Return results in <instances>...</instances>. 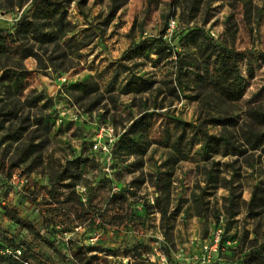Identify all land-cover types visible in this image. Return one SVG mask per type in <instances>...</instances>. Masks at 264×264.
Returning a JSON list of instances; mask_svg holds the SVG:
<instances>
[{
  "label": "rangeland",
  "instance_id": "1",
  "mask_svg": "<svg viewBox=\"0 0 264 264\" xmlns=\"http://www.w3.org/2000/svg\"><path fill=\"white\" fill-rule=\"evenodd\" d=\"M50 1L53 17L43 0H0V28L25 17L53 36L0 55L14 71L0 80V264H13L5 248L22 264H259L264 152L241 127L247 110L264 112V0ZM191 29L243 52L239 100L216 96L217 63ZM145 111L133 152L121 136ZM107 125L100 165L91 146ZM13 173L29 178L20 192ZM15 196L34 233L11 220Z\"/></svg>",
  "mask_w": 264,
  "mask_h": 264
},
{
  "label": "trees",
  "instance_id": "2",
  "mask_svg": "<svg viewBox=\"0 0 264 264\" xmlns=\"http://www.w3.org/2000/svg\"><path fill=\"white\" fill-rule=\"evenodd\" d=\"M43 1L47 3L45 6V11L43 12V16L53 17L54 12L57 10V7L55 6L56 2L50 0ZM27 34L39 42H48L53 40L51 33L41 31L39 24L35 20L19 17L13 25L12 30L6 32L4 29L0 28V55H6L7 52H9V42L20 41L21 38H24L27 36ZM185 36L191 37V42H193L194 45H199L201 42H204L205 46L207 47L209 45V59L212 57V62L217 63L218 79L216 83H214L213 73H209V84L214 85L216 96L223 101L234 102L239 100L244 90L243 77L238 64L239 59L243 56V52L216 44L210 37H207L201 30L198 29H191ZM198 38H202L200 39L199 43H197ZM157 54L160 56V51H157ZM29 55L31 54L27 52L25 56ZM180 61L181 55L179 52H177L176 63H180ZM177 67L178 71L181 73L182 66L178 64ZM0 70V80H9L11 74L14 72L11 68H5L3 66H0ZM177 80L179 81L178 77ZM82 84L85 86L84 83ZM247 117L250 119L248 128L241 127V135L243 140L250 149L260 148V150L264 152V130L255 131L251 128L253 125L264 126V112L256 108H252L247 110ZM149 119V112L145 111L141 113L133 119L121 136V139L127 137V145L133 152H144L145 150V147L141 145L138 139L133 137V135L137 134L138 132H144L149 126ZM9 216L14 223L25 226L31 233L35 232L34 227L23 222L20 216ZM255 254L256 256L253 258V260L257 261L259 264H264V251L257 250ZM14 259L9 258V261H11L13 264H22Z\"/></svg>",
  "mask_w": 264,
  "mask_h": 264
},
{
  "label": "built area",
  "instance_id": "3",
  "mask_svg": "<svg viewBox=\"0 0 264 264\" xmlns=\"http://www.w3.org/2000/svg\"><path fill=\"white\" fill-rule=\"evenodd\" d=\"M61 79L65 81L66 77H62ZM115 136L116 133L113 131V128L110 125L101 127L99 128V130L96 131V134L93 138L94 141L92 142L91 150L93 153H98L97 155L99 156V159L96 158V161L99 162L100 165L110 164L111 145L115 140ZM28 182H29L28 176L22 173H13L9 179V184L11 185L12 189L19 192L28 185ZM96 223L98 224L99 221L97 220ZM217 241H218V233L215 235L213 239V245L211 246V249H214ZM4 252L17 260H20V255H21L20 249L5 248Z\"/></svg>",
  "mask_w": 264,
  "mask_h": 264
},
{
  "label": "crops",
  "instance_id": "4",
  "mask_svg": "<svg viewBox=\"0 0 264 264\" xmlns=\"http://www.w3.org/2000/svg\"><path fill=\"white\" fill-rule=\"evenodd\" d=\"M12 192L13 191H11V193H9V196L7 197V199H5L4 201H3V203L4 202H8V200H10L11 199V197H12ZM14 193V192H13ZM16 200V196L14 197V200H13V203L15 204V205H17L18 207H17V210H18V212H19V216L20 217H22L23 216V214H25V212L27 211L26 210V208L23 206V202L22 203H20L19 202V205L17 204V200Z\"/></svg>",
  "mask_w": 264,
  "mask_h": 264
}]
</instances>
